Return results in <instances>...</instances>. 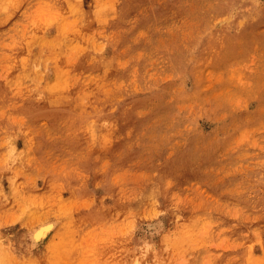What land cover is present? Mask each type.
I'll return each mask as SVG.
<instances>
[{
  "label": "rangeland",
  "instance_id": "rangeland-1",
  "mask_svg": "<svg viewBox=\"0 0 264 264\" xmlns=\"http://www.w3.org/2000/svg\"><path fill=\"white\" fill-rule=\"evenodd\" d=\"M0 264H264V0H0Z\"/></svg>",
  "mask_w": 264,
  "mask_h": 264
},
{
  "label": "bare ground",
  "instance_id": "bare-ground-1",
  "mask_svg": "<svg viewBox=\"0 0 264 264\" xmlns=\"http://www.w3.org/2000/svg\"><path fill=\"white\" fill-rule=\"evenodd\" d=\"M55 226V222L51 220L41 221L33 230L31 235V245L36 246L45 240L52 228Z\"/></svg>",
  "mask_w": 264,
  "mask_h": 264
}]
</instances>
